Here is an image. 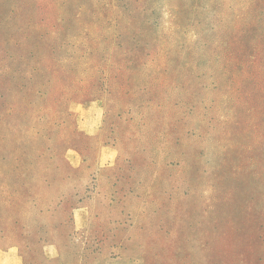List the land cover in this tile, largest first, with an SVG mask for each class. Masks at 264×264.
Segmentation results:
<instances>
[{
	"label": "rangeland",
	"instance_id": "rangeland-1",
	"mask_svg": "<svg viewBox=\"0 0 264 264\" xmlns=\"http://www.w3.org/2000/svg\"><path fill=\"white\" fill-rule=\"evenodd\" d=\"M8 248L264 264V0H0Z\"/></svg>",
	"mask_w": 264,
	"mask_h": 264
},
{
	"label": "crops",
	"instance_id": "crops-1",
	"mask_svg": "<svg viewBox=\"0 0 264 264\" xmlns=\"http://www.w3.org/2000/svg\"><path fill=\"white\" fill-rule=\"evenodd\" d=\"M98 117V116H97ZM93 117L85 118L82 122L81 131L85 134H93L96 130V124L94 125ZM99 120L97 122L99 123ZM96 122V121H95ZM0 264H24L23 258L15 248L0 249ZM107 264H115L114 262H109Z\"/></svg>",
	"mask_w": 264,
	"mask_h": 264
}]
</instances>
